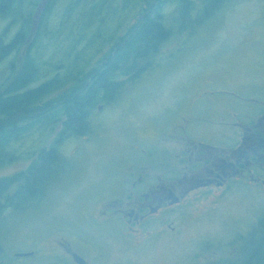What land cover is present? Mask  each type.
<instances>
[{
    "label": "rangeland",
    "instance_id": "374dc122",
    "mask_svg": "<svg viewBox=\"0 0 264 264\" xmlns=\"http://www.w3.org/2000/svg\"><path fill=\"white\" fill-rule=\"evenodd\" d=\"M96 1L103 3L61 0L58 10L60 0H53L42 48L47 65L41 73L47 77L41 83L62 75L64 67L86 66L84 73L100 69L101 58L110 50V44L84 49L81 41H89L90 34L99 30L109 36L114 21L110 17L109 24H93L92 30L91 26L86 27L89 22L85 20L82 27L86 28L79 32V20ZM164 6L161 12L170 15L173 7ZM110 7L107 5V10L95 7L93 20H101ZM136 20L134 16L130 22ZM200 20L192 25L191 19L177 21L175 28L182 26L159 50V59L155 58L153 65L148 59L139 78L125 81L106 96L99 95L100 101L92 109L96 117L92 118L90 135L74 137L65 143L62 154L68 158L62 161V171L46 182L35 198L26 200L21 196L18 210L14 206L6 210L8 201H16L10 195L16 189L20 192V188L15 184L3 194L0 262L60 264L57 242L61 240L65 246L70 243L80 255L95 258V264H233L236 229L247 222L246 218L238 217L246 213L249 219L254 210L261 214L263 196L252 200L247 191L233 190L219 198L192 196L188 204L168 215L174 231L154 230L150 231L152 235L142 233L135 238L128 236L114 209L100 212L107 204L122 209L119 204L128 199L127 180L138 177L130 175L138 172L141 160L156 153L158 140L164 143L169 140L163 130L167 129L175 108L188 98L194 83L201 82L202 91L212 82L216 87L209 91L215 93L213 88L217 90L220 83L230 82L241 111L247 105L257 107L248 102L250 98H264V90L257 89L262 82L259 77L264 74V0H230L211 19ZM9 26L8 16L0 15V38L5 44L15 33ZM190 27L197 29L190 31ZM124 32L125 28L114 39L120 41ZM73 34L83 36L77 40L71 38ZM104 39L102 36L96 40L101 44ZM84 50V57L88 56L83 60L78 56ZM6 71L1 65L0 87L8 77ZM73 86L70 82L66 87ZM211 97L214 96L209 94L208 98ZM217 97L226 95L219 92ZM99 107L103 110L98 111ZM41 125L38 122L33 130L16 137L4 150V158L13 159L0 168V181L26 174L53 147L57 131ZM31 252L33 256H15Z\"/></svg>",
    "mask_w": 264,
    "mask_h": 264
},
{
    "label": "flooded vegetation",
    "instance_id": "af4514ba",
    "mask_svg": "<svg viewBox=\"0 0 264 264\" xmlns=\"http://www.w3.org/2000/svg\"><path fill=\"white\" fill-rule=\"evenodd\" d=\"M8 1L9 27H13L15 33L7 44H3L4 47H10V50L8 60L0 61V66L3 65L7 69V74L14 77L31 65L38 66L42 71L47 65L45 50H42L45 48L43 33L48 13L53 9V0H49L39 21L38 30L31 40L29 38L32 34L33 18L41 0ZM117 1L119 5H115V9L110 7L104 22L109 24L110 17L114 21L109 33L111 39L102 42L110 44L111 48L101 58L100 69L90 71L92 74L87 80L88 86L95 84L102 73H107L105 77L107 84L122 85L125 81L139 78L146 65L145 61L151 59L149 64L153 65L154 59H159V47L145 61L141 54L135 58L134 52L129 51L126 54L128 45L132 44L134 38L149 25L169 31L172 38V33L182 26L181 24L175 28L177 21L191 19L192 25L193 21L206 20L212 0H149L147 4L143 0H130L129 5L125 0ZM60 3L61 0L57 5L58 10ZM166 5L173 7L171 16L164 11L161 12ZM134 16L137 20L130 22ZM197 27H201V24ZM197 27L192 30L190 27L188 30L195 31ZM123 28L125 32L122 38L116 41L114 37ZM61 65L63 67L64 62ZM115 66H119L121 70L109 71ZM43 79L35 86L41 84ZM259 79L262 82L257 89L261 91L264 90V74ZM220 84L221 88H216L217 90L213 88L215 93L209 91L211 87H216L212 82L205 85L202 91L201 82L193 84L188 98L179 104V108H175V114L168 122L167 129L163 130L165 131L163 133L168 134L169 140L166 143L158 140L156 153L152 157H146L145 161L141 160L138 172L130 175L138 177L127 180L128 199L119 204L122 209L117 210L114 205L109 204L102 207L100 212L106 208L115 210L122 218L129 237L135 238L142 233L152 235L150 231L154 230L166 233L169 230L174 231L171 223H168V215L177 207L188 204L192 196L219 198V195L233 190L236 193L247 191L252 200L264 197V98H250L253 100L249 99L248 102L256 104L257 107L247 105L245 111H241L233 97L230 82ZM63 91L50 96L42 103L46 104L52 97L65 94ZM219 92L224 93L226 97H217ZM209 94L214 97L208 98ZM14 96L15 94L0 92L2 99H11ZM9 112L11 113L7 117L0 115V127L8 125L10 132L16 128H27L33 123L37 124V119L35 115L29 113L30 110L16 115L15 110L11 108ZM47 112V109L40 111V126L43 124L44 127L57 131L51 149L55 148L62 162L66 160L64 158H68L62 154L65 143L74 137H86L87 133L90 135L95 114L92 109L86 110L84 125H77V128L73 127V130H70L69 125H66L67 115L56 121V124H50ZM12 139L5 149L15 142L14 134ZM11 159L13 157L9 160ZM127 181L124 185H127ZM18 190H14L10 198L13 195L15 199ZM0 196L2 200L4 195ZM9 206L6 210L12 209L13 206L18 207L17 210L20 208L16 202ZM256 211L252 212L249 219L245 212L244 216L238 217L246 218L247 222L243 227L239 226L236 229L233 264H264V209L259 212L261 214H256ZM60 242H57L60 244V248H57L60 264H79L75 260L76 256L83 259L85 264H95V258H86L75 252L70 243L65 246L61 240ZM33 254L28 253L26 257Z\"/></svg>",
    "mask_w": 264,
    "mask_h": 264
},
{
    "label": "trees",
    "instance_id": "16d2710c",
    "mask_svg": "<svg viewBox=\"0 0 264 264\" xmlns=\"http://www.w3.org/2000/svg\"><path fill=\"white\" fill-rule=\"evenodd\" d=\"M102 1L103 3H99L96 1L95 6L92 5L93 8L89 11L87 10V12L84 14V17L79 20L80 33H83L84 28H89L90 26L92 30H94V27H92L93 24H104L106 19L105 16H107L106 14L105 16L101 17L102 19L99 21L93 20L91 14L92 10H94L95 7H100V9L101 7H104V9L107 10V5L112 6V8L114 9L115 5H119V1L117 0ZM228 1L230 0H212L206 19H211L215 15V12L218 9L220 11V9L224 7L225 4L228 3ZM125 2L128 3V5L130 4V0H125ZM143 2L147 4L149 0H143ZM9 8L10 3L8 0H0V15L4 14V16L6 15L10 17ZM85 20L89 22V25L86 27H82V25L85 23ZM105 34H107V32L99 30L96 33L90 34L89 41L87 39L88 43H86V40L80 41L86 46L84 47V49H89L93 45H99L100 41L96 40L97 38H101L102 36H104L105 39L103 41H106L110 38ZM43 36L45 38V32L43 33ZM80 36L82 37L83 35L81 34ZM80 36L78 34H73L71 38L78 40ZM170 38L171 36L169 31H165L161 27L157 28L155 27V25L146 26L142 33L138 35V37L134 38L132 44L130 46L128 45L126 54L129 51L134 52L135 58H138L141 54L145 61L148 59V57H151L153 51L156 48L159 47V50H161V48H163V46ZM18 39H20V37H18ZM55 41L56 40L51 41L53 48L56 46ZM3 44L5 43L0 39V61L5 60L9 56L8 51L10 50V47H4ZM103 44L104 43L101 44L100 48L103 46ZM66 50L67 49H65V51ZM84 53L85 50L81 52L78 58L84 60L86 56H88L86 55L84 57ZM85 67L86 66L77 68L75 66L69 69L67 67H64L62 75H56L55 77L48 79V81L43 82L38 86H35V84L38 83L41 79L47 77L43 76V74L41 73L42 71L38 66L31 65L25 67L16 77L11 74L8 75L5 82L0 87V90L2 92H5L6 94H15V96L11 99L0 98V115H4V117H7L11 113L9 112L11 111V108L15 110L16 115L19 112L30 110L29 113L35 115L37 124L33 123L27 128H16L13 132H10L8 130V125L0 127V168L6 166L9 161H11L7 158H4L3 152L5 148L12 142V135L14 134L16 139V137L25 133L29 129L33 130L36 125H38V122H40V111H42L43 109H47V117L49 119L48 123L50 124H56V121L62 119L64 115H67L66 125H69L70 130H73V127H78L77 125H84L83 119L86 115L85 111L93 109L95 107L97 102L100 101L98 97L101 93L103 96H106L111 91H113V89H118V85L106 83L105 77L107 73H102L95 84H91L88 86L87 80L92 73H84L83 68ZM143 69L145 70V68ZM116 70H121V68L119 66H115L109 69V71ZM70 82L74 84V86L71 88H67L66 86L69 85ZM65 89H68L65 94L59 97H52V99L49 100L46 104L42 103L45 99L53 96V94H59V92H62ZM27 103H29V105ZM62 167L63 164L61 162V159L56 154L55 148H53L48 153L41 155L26 174L23 173L20 176L0 181V194H6L13 185L18 184L20 192H18V194L15 196V199L12 200H16L14 202L19 205V203L21 202V196L22 198H26V200H28L30 196L35 197V195H37L39 191L42 190V186H45L46 182L54 180V177L60 174V172L62 171ZM9 205L12 206V202L8 201V206Z\"/></svg>",
    "mask_w": 264,
    "mask_h": 264
},
{
    "label": "water",
    "instance_id": "95a60500",
    "mask_svg": "<svg viewBox=\"0 0 264 264\" xmlns=\"http://www.w3.org/2000/svg\"><path fill=\"white\" fill-rule=\"evenodd\" d=\"M49 0H41L38 4V7L35 11V14H34V18H33V25H32V34L29 38V40H31V38L33 37V35L37 32L38 30V25H39V21L42 17V14L44 13L46 7H47V4H48ZM67 90H64L63 92H66ZM99 109H103L102 107H99ZM0 200H1V196H0ZM28 254L26 253H19L16 255V257L18 258H24L26 257ZM75 260L77 261V263L79 264H85V261L83 259H81L79 256H76L75 257Z\"/></svg>",
    "mask_w": 264,
    "mask_h": 264
}]
</instances>
